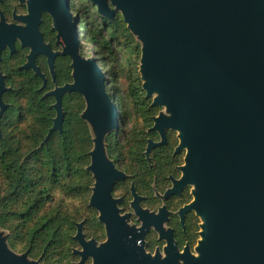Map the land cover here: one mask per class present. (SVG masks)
Segmentation results:
<instances>
[{
	"label": "water",
	"instance_id": "1",
	"mask_svg": "<svg viewBox=\"0 0 264 264\" xmlns=\"http://www.w3.org/2000/svg\"><path fill=\"white\" fill-rule=\"evenodd\" d=\"M90 1L108 16L121 11L139 37L144 89L157 94L153 105L166 108L155 127L163 141L165 128L178 131L179 149H187L176 185L195 186L192 207L204 220L206 241L195 264H264V0H109L114 8L108 0ZM83 63L73 84L53 91L58 114L52 131L63 121L61 96L72 90L86 97V117L101 131L117 126L105 73L94 57ZM91 155L98 182L90 204L106 211L120 173L106 160L101 141ZM101 219L109 241L98 249L79 225L82 261L149 263L124 238L120 220ZM27 260V253L17 255L0 240V264H40Z\"/></svg>",
	"mask_w": 264,
	"mask_h": 264
},
{
	"label": "flooded vegetation",
	"instance_id": "2",
	"mask_svg": "<svg viewBox=\"0 0 264 264\" xmlns=\"http://www.w3.org/2000/svg\"><path fill=\"white\" fill-rule=\"evenodd\" d=\"M74 1L66 5V0H0V121L13 105L9 95L17 96L20 89L34 92L38 82V91L55 107L57 98L53 91L73 84L77 71H85L84 60L92 57L84 54L78 25L74 31V23L78 21L76 5L71 7ZM94 58L98 63L99 57ZM112 85L115 89L114 83H106L109 96ZM122 92L126 94V86ZM145 97H150L146 90ZM69 98L72 102L74 98L81 101L79 117L88 123L94 142L91 153L97 141H101L106 160L120 173L111 184L115 201L107 206L112 208L103 211L92 205L94 236L88 239L83 235L84 239L93 240L95 249L109 241L107 224L101 219L107 215L115 217V223L121 221L127 232L124 238L140 247L148 264H195V259L202 254V242L206 241L202 234L204 220L192 207L195 186L176 185L183 175L187 153L186 148L179 149V132L165 128L163 141L160 130L155 127L156 119L163 113L159 111L152 126L140 122L136 124L140 128L135 129L134 121L141 115L131 109V113L126 111L123 122L118 108L117 126L101 131L86 117V97L77 90L64 92L63 109ZM153 102L152 106L163 107ZM67 114L65 109L63 122ZM123 126L127 128L126 138L117 146L108 139L109 133ZM93 177L94 195L98 182L95 171ZM81 231L83 234L84 223ZM77 242L78 263L95 264L94 257L88 256L82 261L79 252L83 246Z\"/></svg>",
	"mask_w": 264,
	"mask_h": 264
},
{
	"label": "trees",
	"instance_id": "3",
	"mask_svg": "<svg viewBox=\"0 0 264 264\" xmlns=\"http://www.w3.org/2000/svg\"><path fill=\"white\" fill-rule=\"evenodd\" d=\"M108 4L113 7L109 0ZM75 5V18L78 24L83 19L90 41L91 52L79 31L84 54L98 55L101 68L105 64L107 82L116 85L115 89L110 86V96L121 120L126 121V111L135 109L141 118L134 121V128H140L136 125L140 122L152 126L159 111L166 113V108L151 105L155 95L145 97L139 37L118 9L108 16L90 0H75ZM125 86L126 94L122 92ZM42 95L38 82L34 92L20 89L17 96L9 95L13 105L0 121V228L17 254L41 258L40 264H79L75 239L79 225L84 223L86 238L94 236L90 204L94 142L88 123L79 117L78 98L73 102L69 98L63 105L67 119L52 131L57 108ZM125 129L111 130L108 139L121 145Z\"/></svg>",
	"mask_w": 264,
	"mask_h": 264
},
{
	"label": "rangeland",
	"instance_id": "4",
	"mask_svg": "<svg viewBox=\"0 0 264 264\" xmlns=\"http://www.w3.org/2000/svg\"><path fill=\"white\" fill-rule=\"evenodd\" d=\"M73 6V4L71 5V7ZM76 16V15H75ZM78 29H79V31H81L82 32V35H85V43H86V49L87 50H89L90 52H91V49H90V41H89V38H88V35H86V33H85V29H84V22H83V19H81V20H79V24H78ZM92 48V50L94 51V48L93 47H91ZM98 56V55H97ZM103 69L105 68V64H103V67H102ZM153 95H155V96H157V94L156 93H153ZM94 131H95V133H96V136L97 137H99L98 136V134H97V129H95L94 128ZM81 205V204H80ZM86 207V206H85ZM85 207H83L82 208V211H84L85 210V214L87 213V210L85 209ZM7 234H6V232H5V230H3V229H1L0 228V240L2 241V243L7 247V248H9L10 250H11V248H10V244H9V242L7 241V236H6ZM12 251V250H11ZM13 253H15L14 251H12ZM15 254H17V253H15ZM24 254V253H23ZM17 255H22V254H17ZM40 259L41 258H39L38 259V261H40ZM31 261V259L28 257V260H27V262H30ZM43 264V263H42ZM88 264V263H87Z\"/></svg>",
	"mask_w": 264,
	"mask_h": 264
}]
</instances>
